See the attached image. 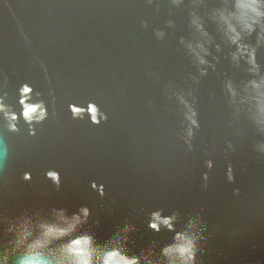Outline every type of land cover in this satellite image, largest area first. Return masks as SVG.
<instances>
[{
    "label": "water",
    "instance_id": "1",
    "mask_svg": "<svg viewBox=\"0 0 264 264\" xmlns=\"http://www.w3.org/2000/svg\"><path fill=\"white\" fill-rule=\"evenodd\" d=\"M230 6L0 0V97L19 115L11 132L0 113V251L21 218L87 207L75 235L121 236L142 262L166 264L163 249L178 233L200 232L201 264H264V27L242 41L255 49L257 70L246 55L234 58L217 21ZM201 42L207 64L188 47ZM25 84L27 102L49 113L35 136L22 115ZM185 101L198 113L192 137ZM97 106L108 116L100 124ZM154 213L173 229L150 227Z\"/></svg>",
    "mask_w": 264,
    "mask_h": 264
},
{
    "label": "clouds",
    "instance_id": "2",
    "mask_svg": "<svg viewBox=\"0 0 264 264\" xmlns=\"http://www.w3.org/2000/svg\"><path fill=\"white\" fill-rule=\"evenodd\" d=\"M230 7L232 10L226 7L218 11L217 21L226 38L237 46V52L233 54L234 58L238 60L241 56L246 55L248 62L258 70L255 49L242 41L244 35L254 32L258 25L264 27V0H231ZM193 23L202 36L207 38L208 33L204 30L203 24L199 20H194ZM188 47L200 64L208 63L205 56L209 53L203 42L189 43ZM253 85L257 88L260 87L255 82ZM20 91L23 104L22 115L30 125V135L35 136L37 134L35 124L43 123L48 119L49 113L43 102L38 104L27 102L32 92L30 85L25 84ZM233 95H235L234 91ZM184 103L188 108L186 114V119L189 121L187 134L192 137L195 135V130L200 127L198 113L187 101ZM0 113L8 121L9 131L18 132L19 115L10 111L3 97H0ZM107 119V114L97 106L92 121L100 124L102 120L106 121ZM212 166V162L209 161L208 167ZM48 175L58 177L59 174L49 171ZM30 178V173L24 174L25 180H30ZM204 178L207 179V175ZM228 178L229 180L234 179L231 168L228 169ZM56 184L57 186L60 184L58 178ZM92 187L97 189L96 182H93ZM99 192L100 195H105L103 188ZM53 213L54 220L37 218L34 222L32 217H24L10 228L9 231L14 232V240L10 246H5L0 251V264H152L150 261L142 262L138 256L127 255L121 245L123 239L121 236L100 243L91 234L75 235L78 228L87 222L91 214L87 207L82 208L79 213L71 217L63 209H54ZM161 223L170 230L173 229L172 218H164L159 213H154L150 227L159 230ZM201 236L200 232L178 233L177 243L163 249L166 264H201L198 259ZM161 264H165V262H161Z\"/></svg>",
    "mask_w": 264,
    "mask_h": 264
}]
</instances>
